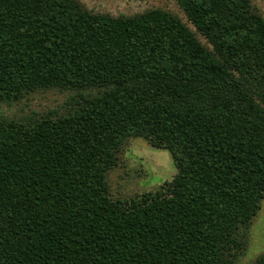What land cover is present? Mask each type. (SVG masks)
Segmentation results:
<instances>
[{
    "label": "trees",
    "instance_id": "16d2710c",
    "mask_svg": "<svg viewBox=\"0 0 264 264\" xmlns=\"http://www.w3.org/2000/svg\"><path fill=\"white\" fill-rule=\"evenodd\" d=\"M177 2L195 31L159 8L0 0V104L72 91L64 113L0 117V264L231 263L264 198V18L251 0ZM128 137L176 172L113 199Z\"/></svg>",
    "mask_w": 264,
    "mask_h": 264
},
{
    "label": "rangeland",
    "instance_id": "374dc122",
    "mask_svg": "<svg viewBox=\"0 0 264 264\" xmlns=\"http://www.w3.org/2000/svg\"><path fill=\"white\" fill-rule=\"evenodd\" d=\"M86 9L112 16H133L147 10L159 8L170 12L184 22L191 30L194 27L177 0H77ZM252 5L264 18V0H251ZM198 39L207 45L198 32ZM72 91L63 89H41L26 94L19 101L0 104V117L15 120L60 114L67 110L66 100ZM116 165L106 174L110 196L129 199L143 192L157 189L170 180L175 172L171 153L167 149L151 146L141 137H128L117 154ZM239 248L233 250L230 264H249L260 255H264V198L251 223L241 227L236 233Z\"/></svg>",
    "mask_w": 264,
    "mask_h": 264
}]
</instances>
